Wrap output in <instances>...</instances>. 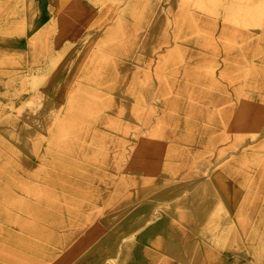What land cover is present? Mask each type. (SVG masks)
I'll return each instance as SVG.
<instances>
[{
	"label": "rangeland",
	"instance_id": "374dc122",
	"mask_svg": "<svg viewBox=\"0 0 264 264\" xmlns=\"http://www.w3.org/2000/svg\"><path fill=\"white\" fill-rule=\"evenodd\" d=\"M0 264H264V0H0Z\"/></svg>",
	"mask_w": 264,
	"mask_h": 264
},
{
	"label": "bare ground",
	"instance_id": "6f19581e",
	"mask_svg": "<svg viewBox=\"0 0 264 264\" xmlns=\"http://www.w3.org/2000/svg\"><path fill=\"white\" fill-rule=\"evenodd\" d=\"M157 135H158V133H157ZM160 136V135H159Z\"/></svg>",
	"mask_w": 264,
	"mask_h": 264
}]
</instances>
